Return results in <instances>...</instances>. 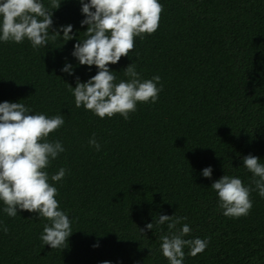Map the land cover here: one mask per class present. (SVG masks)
Listing matches in <instances>:
<instances>
[{"label":"trees","instance_id":"16d2710c","mask_svg":"<svg viewBox=\"0 0 264 264\" xmlns=\"http://www.w3.org/2000/svg\"><path fill=\"white\" fill-rule=\"evenodd\" d=\"M42 2L53 10L51 0ZM159 2L158 30L136 37L129 56L109 65L117 82L129 79L124 69L133 62L142 79L161 77L157 101L138 103L127 120L75 106L69 85L98 71L72 55L88 27L80 0L53 10L49 35L70 24L72 39L61 31L38 49L27 39L0 41V103L64 116L48 140L65 151L46 171L73 232L52 249L40 238L46 218L23 210L9 217L0 201V264H169L160 250L168 233L167 222L157 224L162 214L187 218L177 225L191 228L185 239L210 238L195 257L185 247L183 264H264V197L253 191L248 215L226 217L211 188L224 175L251 185L242 159L249 154L264 163V0ZM93 135L99 151L89 144ZM207 167L211 178L202 175ZM60 168L65 177L51 181Z\"/></svg>","mask_w":264,"mask_h":264},{"label":"clouds","instance_id":"9594fccd","mask_svg":"<svg viewBox=\"0 0 264 264\" xmlns=\"http://www.w3.org/2000/svg\"><path fill=\"white\" fill-rule=\"evenodd\" d=\"M61 2L51 0V9H59ZM80 3L86 17L81 26L88 27L86 38L74 45L72 55L80 65H95L98 71L87 82H81L77 77L76 86L69 85L75 106H83L101 119L119 114L127 120L129 114L137 110L138 103L157 101L163 88L161 77L154 75L151 79H142L133 62L124 69V75L129 79L117 82L109 65L129 56L136 37L143 39L145 34L151 35L158 30L163 5L159 0H80ZM53 10L46 8L42 0H0V41L20 44L27 39L34 49H38L47 46L49 40L61 37V31L64 41L72 39L73 26L70 24L61 26L59 31L51 30L53 34L49 35ZM62 71L73 74L71 65H66ZM64 123L62 114L48 117L42 113L32 114L31 109L20 102L0 103V201L5 205L3 211L9 217H15L18 210H23L46 218L50 223L44 225L40 238L52 249L64 247L73 233L69 216L60 210L56 199L58 190L49 183L46 171L51 161L65 151L60 140H48L49 134ZM89 144L99 151L95 135ZM242 159L243 166L253 174L251 185L245 186L241 179L228 175L211 184L226 217L248 215L253 206V191L264 197V163L251 154ZM66 171L60 168L51 175V181H61ZM202 175L211 178L212 168L203 169ZM186 219L159 215L158 225L167 222L168 233L160 237V250L169 264H183L185 247L195 257L210 243V238L185 239L191 228L185 223L177 229V225ZM146 228L152 230L153 223H148ZM2 230L7 233V226ZM140 231L144 234V229Z\"/></svg>","mask_w":264,"mask_h":264}]
</instances>
